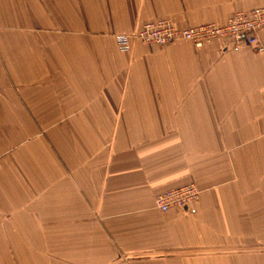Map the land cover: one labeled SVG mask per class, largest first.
I'll list each match as a JSON object with an SVG mask.
<instances>
[{
  "label": "crops",
  "instance_id": "crops-1",
  "mask_svg": "<svg viewBox=\"0 0 264 264\" xmlns=\"http://www.w3.org/2000/svg\"><path fill=\"white\" fill-rule=\"evenodd\" d=\"M261 6L0 0V264H264V51L115 42Z\"/></svg>",
  "mask_w": 264,
  "mask_h": 264
},
{
  "label": "built area",
  "instance_id": "built-area-1",
  "mask_svg": "<svg viewBox=\"0 0 264 264\" xmlns=\"http://www.w3.org/2000/svg\"><path fill=\"white\" fill-rule=\"evenodd\" d=\"M264 26V6L253 7L249 11H236L223 23H203L196 26L177 27L167 18L146 21L137 31L116 35L119 49L128 51L133 41L147 45H166L176 41H189L196 47H202L215 40L231 42L233 49L243 45L255 46L256 52H263L258 32ZM200 190L194 182L180 187L170 188L155 196V207L166 212L171 208L180 211L192 209L199 198Z\"/></svg>",
  "mask_w": 264,
  "mask_h": 264
}]
</instances>
